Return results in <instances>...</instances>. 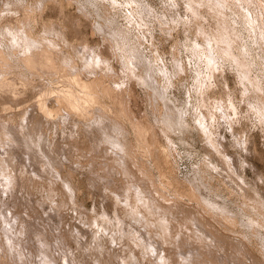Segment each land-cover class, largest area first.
<instances>
[{
    "label": "rangeland",
    "instance_id": "rangeland-1",
    "mask_svg": "<svg viewBox=\"0 0 264 264\" xmlns=\"http://www.w3.org/2000/svg\"><path fill=\"white\" fill-rule=\"evenodd\" d=\"M0 146L56 264H264V0H0Z\"/></svg>",
    "mask_w": 264,
    "mask_h": 264
},
{
    "label": "bare ground",
    "instance_id": "bare-ground-1",
    "mask_svg": "<svg viewBox=\"0 0 264 264\" xmlns=\"http://www.w3.org/2000/svg\"><path fill=\"white\" fill-rule=\"evenodd\" d=\"M29 59V58H28ZM27 59V60H28ZM29 61H30V59H29ZM31 62V61H30ZM30 62H28V63H30ZM75 79H77V78H75ZM75 79H73V80H75ZM74 82H76L77 84H79V80H75ZM79 85H83L82 87L83 88H85V93H84V95L82 94V95H78V93H76V91H72V90H70L69 89V91L66 93L65 91V93L63 94V92H62V94H63V96H64V98L62 99L61 97H60V95H59V99H58V103H61V102H63L64 104H62V107L61 108H63V107H66L67 108V110L68 111H76V110H79L81 107H86L87 105L86 104H91V102L92 103H94V95H90L89 93H88V90L86 89V88H88V86L85 84V83H81L80 82V84ZM9 91H11L10 90V88H9ZM10 93V92H9ZM57 95V96H58ZM42 96V95H41ZM57 98V97H56ZM55 98V99H56ZM55 101H57V100H55ZM39 102V107H40V109L44 112V113H47V114H51L52 112H53V110L52 109H50V108H48V106H47V104H46V102H44V100H41L40 99V101H38ZM35 103L37 104V101H35ZM20 104V103H19ZM59 105V104H58ZM29 106V105H28ZM61 105H59V107H60ZM33 107V106H32ZM37 107V106H36ZM35 108V107H34ZM38 108V107H37ZM28 111V110H27ZM116 142H118V141H116ZM6 144V143H5ZM117 144V143H116ZM120 144V143H119ZM7 145V144H6ZM8 145H9V143H8ZM4 146V145H3ZM5 147V146H4ZM9 147V146H8ZM117 147H121V146H117ZM8 149V148H7ZM4 150V151H3ZM124 150V149H123ZM4 152V156H5V153H7V155L9 156V149H8V151L5 149V148H3V147H1L0 146V188L3 190V191H5V194H7V196L9 197H7L9 200H10V197L13 195L12 194V189H15V187L14 186H16V184H15V178H14V175L12 174L13 172L12 171H14V169L13 170H11V172L9 173H5V171H8L7 169L10 167V168H14L15 167V165H13L14 163V161L11 163V158L10 157H8L7 155L5 156V157H3V156H1L2 155V153ZM122 152V151H121ZM133 158V157H132ZM135 158V157H134ZM135 161V160H134ZM133 161V162H134ZM133 162H130V163H133ZM53 163H55V162H53ZM53 163H52V165H53ZM14 166V167H11L12 165ZM47 164V163H46ZM56 164H58V163H55V165ZM7 165V166H6ZM10 165V166H9ZM48 165V164H47ZM54 165V166H55ZM58 166H60L59 164H58ZM62 166V165H61ZM64 166V165H63ZM133 166H135V165H133ZM8 167V168H7ZM130 167H131V164H130ZM5 168H6V170H5ZM10 168H9V170H10ZM133 168H135V167H133ZM41 169V167H39V170ZM143 169V168H142ZM55 170V169H54ZM57 170H59V167H57ZM60 170H61V168H60ZM60 170H59V172H60ZM141 171V170H140ZM143 171V170H142ZM58 173V172H57ZM14 179V180H13ZM15 184V185H14ZM67 185H68V183H67ZM69 186V185H68ZM0 193H2L1 191H0ZM4 193V192H3ZM2 194H0V196H1ZM0 198H2V196L0 197ZM13 198H15V195L13 196ZM14 200V199H13ZM2 201V200H1ZM0 201V202H1ZM15 201V200H14ZM4 202V201H3ZM2 203V202H1ZM5 203V202H4ZM39 203H41V201H39ZM43 203V202H42ZM41 203V204H42ZM6 205H4V204H1V205H4V206H1L0 205V221H1V223H3L1 226L2 227H4V231L3 232H5V237L7 236V238H8V242L10 243V242H13V245H12V248H14V250H15V252H16V254H17V256H19V257H21V259L23 260V262H26L25 260H24V258H23V256H24V254H23V252H22V249L23 248H25L26 249V251L28 252V253H30L31 255H34V252L35 253H38L39 254V250L41 251L40 252V256H41V254H42V256H41V258L40 259H43V260H38V259H34V256H32V257H30V263L29 264H31V263H33L32 261H37L39 264H50V263H53V264H56V263H54V259H52L51 257H53V255H54V251H53V249H51V248H49V247H47V245L43 242V244H41L40 242H39V240H42L41 238H40V236L41 235H38V238H39V240H38V238L36 239V241L34 240L35 239V234H33V233H35V231L32 233V231H30V229L31 228H33L32 226H31V224H30V222L28 221V220H26L24 217L25 216H23V214L21 213V211H20V209L19 210H17V211H13L12 210V206H11V204H8L7 203V201H6V203H5ZM53 207V206H52ZM49 211V210H48ZM49 212H52V213H55V209L54 208H52ZM57 212H58V210H57ZM30 218V217H29ZM33 219H35V218H33ZM31 220H32V218H31ZM198 220V219H197ZM201 220V219H200ZM27 221L29 222V223H27ZM33 221V220H32ZM34 222V221H33ZM202 222V221H201ZM0 223V224H1ZM32 223V222H31ZM36 223H38V221L36 222ZM28 224H30L29 225V227H28ZM34 224V223H33ZM32 224V225H33ZM37 225V224H36ZM38 225H39V223H38ZM30 226H31V228H30ZM40 226V225H39ZM38 226V227H39ZM34 227H35V225H34ZM38 227H36L37 229H39ZM34 229V228H33ZM203 229V228H202ZM201 229V230H202ZM205 230H207V229H205ZM202 231H204V230H202ZM208 231V230H207ZM2 231H1V233H3ZM37 232V231H36ZM205 233H207V232H205ZM36 234H38V233H36ZM3 234H1V236H2ZM210 237V236H209ZM25 238H27V239H25ZM207 238H208V233H207ZM210 239V238H209ZM214 239V238H213ZM211 240V241H214V240ZM175 242V241H174ZM205 242V241H204ZM207 242H210V241H207ZM213 243V242H212ZM36 244H37V248L35 249V247H36ZM201 244H203L204 245V243L202 242V240H201V243H200V245ZM46 245V246H45ZM175 245H176V243H175ZM184 245V244H183ZM207 245V244H206ZM208 245H210V244H208ZM169 246V245H168ZM177 246V245H176ZM185 247H186V245H184ZM170 247V246H169ZM178 248H179V246H178ZM177 248V250H179ZM35 249V250H34ZM182 250V249H181ZM181 250H179V251H181ZM38 251V252H37ZM246 251V250H245ZM14 251H12V253H13ZM15 252H14V255H15ZM178 252V251H177ZM182 252V251H181ZM240 252H242V251H240ZM244 252V251H243ZM183 253V252H182ZM245 253V252H244ZM51 254H53V255H51ZM180 254L181 253H179V257H180ZM238 254H240V253H238ZM237 254V255H238ZM241 255L243 256V253H241ZM182 256V255H181ZM184 256V255H183ZM236 257H238V256H236ZM187 258V257H186ZM185 258V259H186ZM241 258V257H240ZM182 259H184L183 257H182ZM181 258H180V260L179 261H184V260H182ZM188 260V259H187ZM239 260V259H238ZM42 261V262H41ZM186 261V260H185ZM22 262V263H23ZM181 262V263H182ZM188 262V261H187ZM38 263H36V264H38ZM202 263V262H201ZM203 263H206V262H203ZM34 264V263H33ZM189 264V263H188ZM223 264H225V263H223Z\"/></svg>",
    "mask_w": 264,
    "mask_h": 264
}]
</instances>
